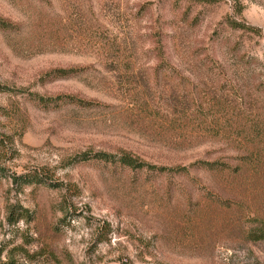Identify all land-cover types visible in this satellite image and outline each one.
Listing matches in <instances>:
<instances>
[{"label":"rangeland","instance_id":"374dc122","mask_svg":"<svg viewBox=\"0 0 264 264\" xmlns=\"http://www.w3.org/2000/svg\"><path fill=\"white\" fill-rule=\"evenodd\" d=\"M0 84L2 260L264 264V0H0Z\"/></svg>","mask_w":264,"mask_h":264},{"label":"trees","instance_id":"16d2710c","mask_svg":"<svg viewBox=\"0 0 264 264\" xmlns=\"http://www.w3.org/2000/svg\"><path fill=\"white\" fill-rule=\"evenodd\" d=\"M198 2H202V3H209V2H212L214 0H197ZM239 12V11H238ZM229 24L232 28H236V29H248V30H251V31H256L257 29L255 28H252V27H245L244 25L236 22V21H229ZM6 90V87L5 86H2L0 84V92ZM39 100L41 101H45L43 98L41 97H38ZM85 156V155H84ZM95 156L99 157V158H103V159H107L109 158L107 154H104V153H100V154H96ZM118 160L120 163H122L123 165L127 166V167H130V168H139L141 166H143L144 163L138 161L137 159L131 157L130 155L128 154H122L121 156L118 157ZM28 176H22V175H13L12 176V180L13 182H16V181H19V180H25L23 181L24 183H29L31 181L29 180H26ZM32 178H35V177H32ZM21 210V215L20 217H24L26 216V211L23 210V209H20ZM11 216L15 217L14 216V212H12V214H10ZM9 216V221L11 224H13L14 222L17 221V219L19 218H13ZM11 218V220H10ZM248 237L251 239V240H260V239H264V229H258L256 231L255 230H252L248 233ZM1 253H2V250L0 249V264H15L14 262L12 261H9V260H2L1 259Z\"/></svg>","mask_w":264,"mask_h":264}]
</instances>
